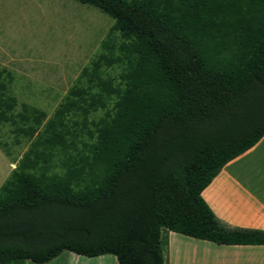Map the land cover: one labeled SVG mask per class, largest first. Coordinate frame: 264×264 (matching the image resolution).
Returning <instances> with one entry per match:
<instances>
[{"label":"trees","instance_id":"obj_1","mask_svg":"<svg viewBox=\"0 0 264 264\" xmlns=\"http://www.w3.org/2000/svg\"><path fill=\"white\" fill-rule=\"evenodd\" d=\"M140 44L94 162L74 189L23 169L0 192V264L68 250L118 264H166L163 232L264 244V230L221 222L202 189L264 134V0H77ZM51 139H56L52 136Z\"/></svg>","mask_w":264,"mask_h":264},{"label":"rangeland","instance_id":"obj_2","mask_svg":"<svg viewBox=\"0 0 264 264\" xmlns=\"http://www.w3.org/2000/svg\"><path fill=\"white\" fill-rule=\"evenodd\" d=\"M168 1L155 0L163 8ZM139 47L96 6L0 0V192L22 159L26 172L74 189L102 178L93 160L98 129L110 120ZM163 234L166 264L216 262V244Z\"/></svg>","mask_w":264,"mask_h":264},{"label":"crops","instance_id":"obj_3","mask_svg":"<svg viewBox=\"0 0 264 264\" xmlns=\"http://www.w3.org/2000/svg\"><path fill=\"white\" fill-rule=\"evenodd\" d=\"M201 196L226 225L264 230V134L251 147L227 161L202 189ZM212 243L216 244L212 253L217 257L214 264H264V244ZM59 256L62 252L41 263L58 264ZM61 259L65 264H118L110 253L85 256L68 251ZM24 264L37 263L26 260Z\"/></svg>","mask_w":264,"mask_h":264}]
</instances>
